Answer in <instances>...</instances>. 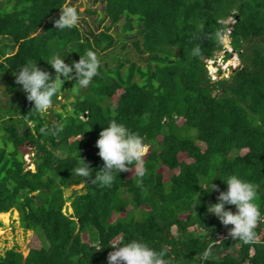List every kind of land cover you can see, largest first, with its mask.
I'll list each match as a JSON object with an SVG mask.
<instances>
[{
    "label": "trees",
    "instance_id": "obj_1",
    "mask_svg": "<svg viewBox=\"0 0 264 264\" xmlns=\"http://www.w3.org/2000/svg\"><path fill=\"white\" fill-rule=\"evenodd\" d=\"M97 1L100 12L84 0H0V85L21 91L15 73L26 64L54 77L46 59L57 56L71 64L92 50L100 61L86 89L65 81L44 115L24 92L4 106L0 90V213L17 209L22 226L41 235L27 256L12 247L0 264H107L113 243L133 239L166 251V264H264V224L259 243L245 244L207 213L227 190L221 177L237 175L255 186L264 215V0ZM66 4L79 23L58 31ZM230 17L242 66L214 81L206 60L225 49ZM65 90L75 95L69 113L56 108ZM111 121L150 146L140 184L135 170L104 188L72 174L80 157L93 176L103 167L96 141ZM211 181L217 189L205 192ZM80 183L69 214L65 190Z\"/></svg>",
    "mask_w": 264,
    "mask_h": 264
},
{
    "label": "clouds",
    "instance_id": "obj_2",
    "mask_svg": "<svg viewBox=\"0 0 264 264\" xmlns=\"http://www.w3.org/2000/svg\"><path fill=\"white\" fill-rule=\"evenodd\" d=\"M60 10L59 18H54L55 29L63 31L78 26L80 15L76 7L66 4ZM198 53L199 49H195L194 54ZM46 60L55 70L54 77L36 63L26 64L15 73L16 84L22 86L27 100L34 104L32 109L41 115L48 113L53 107V97L59 93L65 81L75 79L78 89H86L94 77L99 75L100 68L98 56L92 50H87L79 60H74L71 64L58 56ZM48 131L55 136L62 129L56 127ZM96 146L103 167L93 176L90 165L80 157V162L71 169L73 176L90 179L98 187L104 188L111 187L120 173L135 170L137 183H142L146 175L144 157L147 155L148 145L140 135L122 123L111 121L99 133ZM133 165L136 166L135 169ZM221 178L227 184V190L219 192L218 202L209 204L207 213L215 215L223 226L229 228L228 234L234 240L245 244L259 243L255 229L258 224H264V215L256 203L258 197L255 186L237 175ZM212 181L210 188L199 185L205 192H211L218 187ZM226 205L235 206L236 211L226 208ZM111 247L114 250L109 253L107 264H166V251H157L140 240L133 239L128 243L117 241ZM101 249L97 248V251ZM210 255L211 250H206L200 259L206 260Z\"/></svg>",
    "mask_w": 264,
    "mask_h": 264
},
{
    "label": "rangeland",
    "instance_id": "obj_3",
    "mask_svg": "<svg viewBox=\"0 0 264 264\" xmlns=\"http://www.w3.org/2000/svg\"><path fill=\"white\" fill-rule=\"evenodd\" d=\"M88 5H93V7L97 8L99 12L101 11L102 2L97 1L96 3H93L92 0H84L83 8H86ZM234 18L230 17L226 20V23L230 24L229 31L227 32L225 38L230 40L229 33L231 30V25L234 23ZM225 42V41H224ZM231 42V41H230ZM231 53L230 60L225 61L224 58L226 57L227 53ZM208 62V68L211 77L214 81L219 79L220 72H225V75H229L230 73L234 72L236 69H238L241 65V59L239 57V54L232 48L231 44L226 45L225 43V49L222 51H218L215 55V59H209L206 60ZM22 89V86H21ZM0 90L2 92L1 99L3 100V105L7 106V103L11 100H14L15 98L19 97V93L23 92L22 90L19 91L16 87H9L6 80H2L0 85ZM76 90V89H75ZM118 96H114L112 99V102L115 104L117 103ZM60 104L56 106V108L61 112H70L72 110V107L70 105V102L75 99L74 92L70 91H62L60 95ZM66 104V107H63L62 105ZM69 109H71L69 111ZM49 112V111H48ZM51 117L55 119V116L52 115L50 112ZM150 146L148 145V150ZM34 158V149L33 147H30L29 151L25 154V159L29 166H32V161ZM182 159H186V154H181ZM28 166V167H29ZM174 172H179V169H176ZM165 173V179H168L169 176H171L172 173H168L166 170H164ZM83 183L71 185L70 187L66 188L65 195L66 197H70V200L66 203L64 210L68 212L69 214L73 213L72 208V196L74 195V192L77 190L79 192H83ZM7 213V212H5ZM8 218L0 217V256H2L8 249H11L12 247H18V250H20L25 256L28 255L31 246L33 244L34 240L41 239L39 237V233L34 230L25 229L20 220V213L17 209H11L8 211ZM7 220V221H6ZM196 228V227H194ZM227 236V234H220V239ZM41 236V235H40Z\"/></svg>",
    "mask_w": 264,
    "mask_h": 264
},
{
    "label": "bare ground",
    "instance_id": "obj_4",
    "mask_svg": "<svg viewBox=\"0 0 264 264\" xmlns=\"http://www.w3.org/2000/svg\"><path fill=\"white\" fill-rule=\"evenodd\" d=\"M8 216H9L8 212L7 213H0V217L8 218Z\"/></svg>",
    "mask_w": 264,
    "mask_h": 264
},
{
    "label": "water",
    "instance_id": "obj_5",
    "mask_svg": "<svg viewBox=\"0 0 264 264\" xmlns=\"http://www.w3.org/2000/svg\"><path fill=\"white\" fill-rule=\"evenodd\" d=\"M224 41H225L226 45L230 44V40H228L227 38H224Z\"/></svg>",
    "mask_w": 264,
    "mask_h": 264
}]
</instances>
